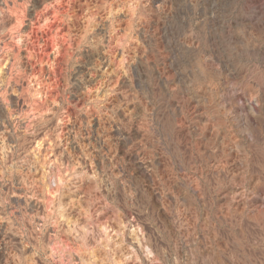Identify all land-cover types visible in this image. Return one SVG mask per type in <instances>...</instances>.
<instances>
[{
  "label": "clouds",
  "instance_id": "9594fccd",
  "mask_svg": "<svg viewBox=\"0 0 264 264\" xmlns=\"http://www.w3.org/2000/svg\"><path fill=\"white\" fill-rule=\"evenodd\" d=\"M0 264H264V0H0Z\"/></svg>",
  "mask_w": 264,
  "mask_h": 264
}]
</instances>
